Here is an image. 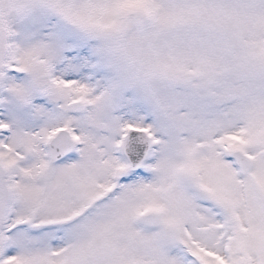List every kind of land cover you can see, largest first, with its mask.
<instances>
[{
	"label": "snow or ice",
	"instance_id": "6c2138e0",
	"mask_svg": "<svg viewBox=\"0 0 264 264\" xmlns=\"http://www.w3.org/2000/svg\"><path fill=\"white\" fill-rule=\"evenodd\" d=\"M0 264H264V0H0Z\"/></svg>",
	"mask_w": 264,
	"mask_h": 264
}]
</instances>
